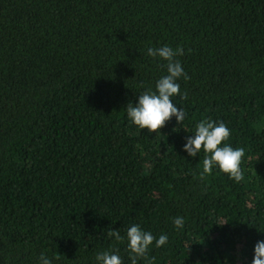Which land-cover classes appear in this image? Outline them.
I'll return each instance as SVG.
<instances>
[{"label":"trees","instance_id":"16d2710c","mask_svg":"<svg viewBox=\"0 0 264 264\" xmlns=\"http://www.w3.org/2000/svg\"><path fill=\"white\" fill-rule=\"evenodd\" d=\"M162 46L183 48L189 79L171 99L186 116L149 133L126 108L168 74L147 55ZM203 120L244 149L239 183L218 167L201 179L205 153L184 151ZM133 224L168 236L150 247L154 264H252L264 240V0H0V264L42 253L99 264L116 250L131 264Z\"/></svg>","mask_w":264,"mask_h":264},{"label":"clouds","instance_id":"9594fccd","mask_svg":"<svg viewBox=\"0 0 264 264\" xmlns=\"http://www.w3.org/2000/svg\"><path fill=\"white\" fill-rule=\"evenodd\" d=\"M184 54L183 48L178 47L173 50L169 46L159 48L149 47L147 55L167 61L165 67L167 75L161 77L156 83V91L151 89L144 91L138 97V103L127 104L126 112L128 120L149 133H158L172 117H176L178 124H181L186 113L178 108L172 101V97L180 94V85L177 80L183 76L185 80L189 77L182 68L179 60L175 57ZM187 99L185 93L182 97ZM230 136V130L223 121L216 123L211 120H203L196 124L194 136H189L184 145V151L191 157H196L201 151L205 153L200 178L211 175L213 168L218 167L223 173L239 183L243 180V172L240 167L243 148H232L229 145L221 146ZM173 223L178 229L184 226L183 217L173 218ZM109 237H114L117 242H122L124 237L119 230L108 232ZM127 250L131 259V264H137L138 259H144L146 264H154L155 258L149 259L147 253L155 242V247L159 248L168 241L167 235H160L157 239L151 232L142 230L139 224H133L127 229ZM113 251H104L97 254L96 260L99 264H123L121 257ZM59 259V257H56ZM40 264H53L52 259L43 253L40 256ZM252 264H264V240L258 241L254 248V258Z\"/></svg>","mask_w":264,"mask_h":264}]
</instances>
